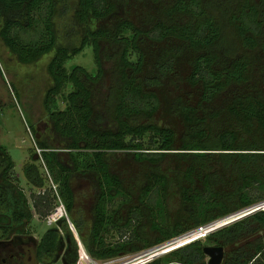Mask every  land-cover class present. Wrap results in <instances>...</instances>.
Listing matches in <instances>:
<instances>
[{
	"label": "trees",
	"instance_id": "16d2710c",
	"mask_svg": "<svg viewBox=\"0 0 264 264\" xmlns=\"http://www.w3.org/2000/svg\"><path fill=\"white\" fill-rule=\"evenodd\" d=\"M0 38L22 63L51 53L44 107L52 126L40 135L33 124L41 152L24 167L39 189L30 195L0 143V240L29 233L35 211L51 212L52 182L100 260L264 201V0H0ZM86 46L96 72L69 70ZM76 178L95 190L89 218L74 211ZM112 231L122 237L110 243ZM206 240L224 245L221 264H264V208ZM204 245L196 239L145 264H208ZM79 254L65 217L35 245L43 263L77 264Z\"/></svg>",
	"mask_w": 264,
	"mask_h": 264
},
{
	"label": "rangeland",
	"instance_id": "374dc122",
	"mask_svg": "<svg viewBox=\"0 0 264 264\" xmlns=\"http://www.w3.org/2000/svg\"><path fill=\"white\" fill-rule=\"evenodd\" d=\"M24 34V37L34 38L38 35V31H28ZM50 55L51 53L44 54L39 60L33 63H22L18 60L16 55L8 49L0 38V143L5 145L10 152L15 162L13 175L18 178L19 184L25 189L28 195H30L31 192H37L39 190L28 182L24 171L26 163L31 160L32 152L36 151L38 153L37 155H39L33 124L40 135H48L52 133V126L48 111L44 107V96L49 84L51 83V77L46 67L47 62L50 60ZM74 64H81L88 68L91 72L95 73L97 65L92 47L86 46L82 52L68 59L65 63L69 70ZM71 88V83H68L64 87V93L70 91ZM65 105L66 101L64 100L63 95H57L56 108L63 109ZM53 143L60 144L59 141H53ZM37 164L39 165L41 172L46 174L42 159L37 160ZM74 189L76 192L74 211L80 212L89 218L91 215L95 190L86 178H76L74 180ZM171 202L176 203L174 200ZM58 203L59 199L53 201L54 206ZM173 206L175 205L172 204L170 207L172 208ZM240 217H242V215H235L232 218L223 220L219 223L218 228ZM55 224L57 223L50 221L46 214H40L35 211L32 222L29 225V233L36 239H39L50 226ZM69 227L74 233L70 224ZM74 230H77L76 227ZM127 234H129V232ZM121 237L120 233L112 231L106 234L105 239L107 242L113 243L120 240ZM76 238L81 240L78 232ZM149 238H154V234L151 231H149ZM189 239L188 241L187 239H180L178 240L179 242L174 241L172 243H168L160 248V250L158 249L156 252L154 251V254H158L147 260L140 257L135 261L125 262L129 259L128 257L120 259L115 258V261H112L111 263L103 262V264H145L160 255L168 253L174 248L196 239H202L206 244H211L206 240V236ZM168 241H170V239L166 242ZM154 246L155 245H152L149 248ZM137 253H139V251H137ZM34 259L33 262L28 261L27 264H35L36 259ZM141 259L144 261H140ZM208 259L209 256L207 255L206 260L208 261ZM39 264H63V262L60 258L58 261H49L45 263L41 262Z\"/></svg>",
	"mask_w": 264,
	"mask_h": 264
},
{
	"label": "built area",
	"instance_id": "2783aa9c",
	"mask_svg": "<svg viewBox=\"0 0 264 264\" xmlns=\"http://www.w3.org/2000/svg\"><path fill=\"white\" fill-rule=\"evenodd\" d=\"M37 150L39 151V153L41 152V148L37 147ZM52 185H53V188L55 190V195H56L57 199H59V203L53 208V210H51V212L47 215V217L53 223H58V221L61 218L65 217L68 220L69 224L71 226H73V228H74V224L72 223V221L70 219V216H69V213H68V211L66 209V206H65L64 202L61 200V198L58 195L57 185L54 182H52ZM258 204L260 206L259 208H264V207H261V206H264V201H262V202H260ZM240 212H242V211L235 212V213H232V214H230L228 216H225L223 218H219V219L213 220V221H211L209 223L199 225V226H197L195 228H192V229L184 232L181 235L172 237L170 239V241H168V242L165 241L162 244L161 243L156 244L154 247H151V248L148 247V248L142 249L141 251H139V253L136 252V253H133V255H124V256L119 257L117 259L127 258L128 257L129 259L126 260L125 262H127V261H135L136 259L140 258L143 255H146V254H148L150 252L152 253L154 251H157L158 249L162 248L164 245H166L168 243H172V242L178 241L180 239H187V241H188L189 238L191 239V238H195V237H197V238L205 237V236H207L208 233H210L213 230H215L216 228H218L219 227V223L221 221L229 219V218H232L235 215L238 216V215L241 214ZM77 241H78L79 252H80L77 264H103V262L111 263L112 261H115V259L100 260V259H97V258L93 257L87 251V249H86L85 245L82 243V241L80 239H77Z\"/></svg>",
	"mask_w": 264,
	"mask_h": 264
},
{
	"label": "flooded vegetation",
	"instance_id": "af4514ba",
	"mask_svg": "<svg viewBox=\"0 0 264 264\" xmlns=\"http://www.w3.org/2000/svg\"><path fill=\"white\" fill-rule=\"evenodd\" d=\"M127 209V207L123 208V216L126 215ZM39 239H36L30 233H21L16 234L11 239L0 240V264H27L28 261L33 262V259H36L35 245ZM35 261V264L41 263L38 260Z\"/></svg>",
	"mask_w": 264,
	"mask_h": 264
},
{
	"label": "water",
	"instance_id": "95a60500",
	"mask_svg": "<svg viewBox=\"0 0 264 264\" xmlns=\"http://www.w3.org/2000/svg\"><path fill=\"white\" fill-rule=\"evenodd\" d=\"M259 207H260L259 204H255V205L251 206L250 208H248L245 213L243 212V214H240V215L244 216L248 213H251V212L259 209ZM71 227L73 228V226H71ZM74 228H73V231H74L75 236H76L77 230H74ZM204 252L206 253V255L209 256L208 264H221L223 259H224V256H225V247L222 244H206V245H204ZM59 258H60V256H58L57 259H59Z\"/></svg>",
	"mask_w": 264,
	"mask_h": 264
},
{
	"label": "bare ground",
	"instance_id": "6f19581e",
	"mask_svg": "<svg viewBox=\"0 0 264 264\" xmlns=\"http://www.w3.org/2000/svg\"><path fill=\"white\" fill-rule=\"evenodd\" d=\"M261 207H264V206H261ZM177 242H179V241H177ZM172 245V244H171ZM167 247V246H166ZM160 250V249H159ZM156 252V251H155ZM158 254V253H157ZM157 254H154V252H150V253H148V254H146V255H143V256H141L142 258H144L145 260L146 259H148V258H150V257H152V256H154V255H157ZM140 261H144V260H140ZM135 263H137V262H135Z\"/></svg>",
	"mask_w": 264,
	"mask_h": 264
}]
</instances>
